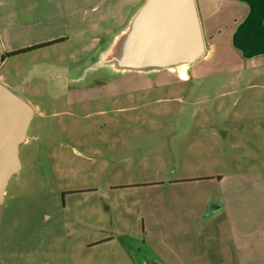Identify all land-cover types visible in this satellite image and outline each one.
<instances>
[{"label":"rangeland","instance_id":"374dc122","mask_svg":"<svg viewBox=\"0 0 264 264\" xmlns=\"http://www.w3.org/2000/svg\"><path fill=\"white\" fill-rule=\"evenodd\" d=\"M47 1L31 3L29 19L0 20V81L25 101L61 91L57 77L127 26L113 0ZM136 1L133 16L145 0L124 1ZM39 40L56 44L11 54ZM224 54L206 44L193 65L116 75L109 154L99 143L89 158L51 159L21 144L0 203V264H188L178 243L203 240L190 264H264V62ZM209 197L223 203L222 224L177 225Z\"/></svg>","mask_w":264,"mask_h":264},{"label":"water","instance_id":"95a60500","mask_svg":"<svg viewBox=\"0 0 264 264\" xmlns=\"http://www.w3.org/2000/svg\"><path fill=\"white\" fill-rule=\"evenodd\" d=\"M205 52L195 0H145L85 74L111 69L116 75H152L193 65ZM32 119V107L0 83V203L10 178L21 170L19 147L28 141Z\"/></svg>","mask_w":264,"mask_h":264},{"label":"flooded vegetation","instance_id":"af4514ba","mask_svg":"<svg viewBox=\"0 0 264 264\" xmlns=\"http://www.w3.org/2000/svg\"><path fill=\"white\" fill-rule=\"evenodd\" d=\"M53 44L56 43L45 47ZM104 49L94 51L95 58L90 65L70 68L57 77L64 79L61 91L37 89L27 95L26 102L33 109L28 144L41 143L40 147H45L51 159L57 157L59 149H64L63 153L75 157V160L89 158V152H84L93 151L99 143H107L108 154L111 150L115 129L116 73L111 69H100L85 74ZM20 90L27 91L25 88ZM75 193L78 192H64L62 199Z\"/></svg>","mask_w":264,"mask_h":264},{"label":"crops","instance_id":"0c3cea01","mask_svg":"<svg viewBox=\"0 0 264 264\" xmlns=\"http://www.w3.org/2000/svg\"><path fill=\"white\" fill-rule=\"evenodd\" d=\"M38 1L40 0H0V20L3 21L8 18L18 20L20 17L29 19L31 3ZM42 1L44 2L45 0ZM56 1L60 2L61 0ZM124 1L125 0H113L112 7L114 8V11L116 8L120 7L122 12L126 15L130 14L128 18H126L125 14L123 15V19L126 20L125 22L128 25L133 16L132 13L134 7L138 8L141 3L140 1H136L133 5L132 3H124ZM195 1L204 39L206 44H209L212 52H222V54L223 52H226V54H224L226 57H228V52L235 53L241 60L242 64H250L253 67L261 65V63L264 62V0ZM21 2L23 4L30 3L29 6H25L27 10L19 9V3ZM47 2H51V0H48ZM5 4H7L6 8L4 7ZM123 29H125V27ZM33 30L35 29L27 28V31L29 32ZM117 34L118 32H113L111 35L112 37H110L106 41V44L101 46V48H106ZM51 42H53V40L35 41L34 44L16 49L12 51V53ZM0 83L6 84L3 78ZM211 200L212 198L209 197L203 206H200V209H197L196 203H193L185 215L182 216L183 220H179L180 222H178L177 225L182 224L184 221L188 222V226H198L205 222L208 223L209 226H216V224L218 226V223L222 224L223 222L220 220L223 216V203L219 204L217 201H214V210L211 211V204L209 203ZM193 242L194 243H192V241L180 242L177 245L178 249H176L181 252V254L187 253L188 264H190L193 259L192 253L195 251V243L197 244L196 248L198 245L204 247V240ZM217 248L218 247L214 248L213 245H208L207 250L211 252Z\"/></svg>","mask_w":264,"mask_h":264},{"label":"trees","instance_id":"16d2710c","mask_svg":"<svg viewBox=\"0 0 264 264\" xmlns=\"http://www.w3.org/2000/svg\"><path fill=\"white\" fill-rule=\"evenodd\" d=\"M51 43H54V42H51ZM51 43H47V44H43V45H39V46H34V47H30V48L23 49V50H19V51L13 52L11 54L12 55H21V54H24V53H28V52L34 51V50L39 49L41 47H45L47 45H51Z\"/></svg>","mask_w":264,"mask_h":264}]
</instances>
